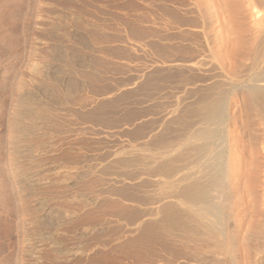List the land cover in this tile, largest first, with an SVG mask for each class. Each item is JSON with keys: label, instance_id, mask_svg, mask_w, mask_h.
Instances as JSON below:
<instances>
[{"label": "bare ground", "instance_id": "bare-ground-1", "mask_svg": "<svg viewBox=\"0 0 264 264\" xmlns=\"http://www.w3.org/2000/svg\"><path fill=\"white\" fill-rule=\"evenodd\" d=\"M155 1L157 2V0ZM166 1L168 3L171 1L172 4L173 1L176 3L178 0ZM194 1L196 6L194 5L192 7H196L198 10V21L203 18L204 20L202 19V21L204 23L207 21V25L205 24L207 27L202 24L201 26L200 22L198 26L194 25V23H197L194 13L196 10H192V7L186 8L187 5L184 3L186 5L184 6L182 0L180 2L178 1L179 6L183 7H180L182 12L186 15L192 10L195 18L192 17V13L190 12L191 18L186 17L187 15L183 16L184 14L182 12L179 13L178 2V7H175L160 0L158 2L159 4H157L158 9L156 8V13L158 10L161 11V16H157V18L159 17V20H161L162 17L167 16L166 22L167 24L169 23L168 27L174 24L177 25V27H171L170 30L172 28L174 30L176 28L179 29L171 32L169 30L166 34L160 32L163 35L160 37L164 40L162 41L164 43H159L160 37L156 38L158 39L157 42L156 40L152 41L154 43L150 45L151 39H149L150 42H147V40L144 41L145 44H143L142 47L144 48L147 44L151 46L153 50H155L153 51L151 49V52L153 51L154 54L157 52L158 58L156 54V58L154 54H151L154 57L148 55V57H151V59H148L146 58L147 55H145L147 51L142 53L144 56L140 55L143 59L137 74L130 77L127 76L125 79L127 82L124 80L127 86H130L129 83H133V86L136 84L134 88L130 87L131 89L133 88L132 90L123 89L124 92H121L115 99L112 97V100H110V98L109 100L105 99L100 102L97 107H94V111L91 110L88 112L85 110L86 113L83 111L84 114H82L78 110V112L83 115V118H88V121L91 119L90 122H97L104 127H113V129L114 127H118L117 129L120 133L122 131L120 127H127L125 131L123 129L121 134L124 132V134L127 135L128 132L130 140L133 139L131 141H139L137 144L134 143L136 145H131L128 152H126L127 149L124 151V148L122 156L121 152H118L120 156H117V158L114 156L115 158L113 160L104 165L100 172L101 176L100 173L99 175L97 174L100 176L99 181L95 177L92 181V183L97 182L98 184L100 182L99 186H102L101 183L105 184L104 187H100L102 191L97 189L99 190V194L103 193L101 197H103L104 194L107 195L103 200L98 198L100 200L99 203L97 202L98 206H100L99 204H102V206L105 204V207L110 203V208L114 216L117 217L116 225L113 226L112 229L110 228L111 233L109 234V239L106 238L107 240L102 244L103 248H106L102 253L106 251L112 254L113 259L115 258V262L117 259L116 263L118 264H264V0ZM147 2L149 5V1ZM184 2L186 1L184 0ZM121 3L122 0H108L109 25H107L112 31L111 35L113 37L117 34L119 35L117 32L121 31V28L119 30L117 29L118 23H121V26L123 25V30H128L127 32L130 34L125 33L127 36L134 32L144 34L140 28L141 32L139 29H137V32L134 29L138 28L136 24L137 20H139L137 19V15L141 14L145 17L146 13H140L139 11L141 8L136 7V12L139 13L137 14L135 12L136 18H132L130 14L134 17V12L132 11L133 15L128 11L129 14L127 15V12L122 11V9L120 10ZM144 3L146 8L148 5H146V2ZM151 3L150 6H148L149 10L152 8ZM136 5L142 7L144 4L142 5L139 2V4ZM122 7L123 5L121 8ZM117 8H119L120 13L121 11L125 13L117 14ZM137 8H140L138 9L139 11H137ZM147 8L148 14L149 11ZM153 11L155 12V9ZM151 13L150 16H148L150 19H153L154 13L152 11ZM156 13L154 15L155 17L160 14L159 12ZM139 15V18H143V16ZM148 16L146 15V17ZM146 17L144 18L145 20ZM244 17L247 18L246 22ZM166 18L164 20H166ZM235 18H237V21ZM155 19L156 18H154V20ZM138 22L140 23V20ZM135 24L136 28H134ZM140 24L142 25L143 23ZM183 26L192 27L194 31L191 32L192 29L190 28L191 30H189L187 27L184 29ZM200 26L204 28H202V32L205 40L201 35V37H199L198 33L197 36L195 34L196 27H199L197 28L198 32L199 30L201 31ZM160 28L163 30L167 29L163 26V23L157 31H159ZM108 35H110V33H108ZM127 36L126 39H123L124 41L127 40ZM132 36L133 35H131V37ZM136 36L138 37L137 34L135 37ZM200 38H203L202 40L205 41L203 52L204 49H207L205 52L208 61L204 60L206 56H203L204 59L199 57L200 55H205V52L203 54L201 51L203 44L199 43L200 41L198 42ZM83 40L86 41L84 38ZM123 40L120 42H123ZM73 41L75 42V40ZM131 41L133 42V40ZM60 47H56L58 51H60ZM132 48L134 49V47H128V50ZM146 48L148 50V46H146ZM61 49L63 48L61 47ZM198 49L202 53H199ZM109 50L108 48V51ZM142 50H145V48ZM207 51H209V54ZM130 52H132V50L129 51V53ZM44 54H46V52ZM129 55L130 54L127 56L128 58L131 56ZM74 56L75 55H73L72 58H74ZM78 56L79 55H77V57ZM141 58L139 61H141ZM68 60L70 61L71 59L69 58ZM128 64L129 62L127 66ZM73 66L75 65L73 64ZM80 67L84 68L82 65H80ZM127 68L126 70L128 71L131 67L129 66ZM38 69H42V67ZM58 69H60V67ZM85 70V73H82L84 76L86 74L88 76L92 75L93 72L90 73L89 71L86 73L87 70ZM68 72L66 71V73ZM66 73L64 75H67ZM75 82H77L75 78H68L61 83L64 84L63 87L67 96L78 92L81 88L83 89V87H80L79 84ZM170 83H172L171 85L174 84L175 88L177 87L178 91H175V95L179 93V91L181 93L180 96L178 94L177 101V96L173 95L171 91L172 86ZM166 84L167 86H171L168 90H170V93L174 96L175 99L172 100L176 101V104H172L174 106L171 110H168L169 106L166 107V110L169 112L164 113L166 110L163 107L166 105L163 106L164 104H160L157 98L163 92L162 90L165 89ZM80 85L82 84L80 83ZM100 89L102 91L103 88ZM134 93L138 98L135 103V105L137 104L139 106L138 108L136 107L137 105L135 106L136 108L131 107V105V108H128L126 106L128 101H125L126 103L124 102V104L127 107L124 108L125 110L123 109V111H121V109L117 115L114 111V115L111 108L113 115L112 113L109 114L110 112L108 110L110 106H115L116 104L120 106V100H123V98L127 99L126 97L128 95L132 96L131 94ZM25 94L20 95L18 93L20 99L16 105V111L14 112L15 119L10 123L8 121L9 125L6 139L9 144L7 148V158L10 163H12V171H10L14 178L19 179L17 182L19 191H24L25 189L32 191L28 193L29 191L27 190V193L24 192L23 199L20 197L23 203L26 199H30L27 198L29 196H32L33 199L34 194L32 195V193L35 192L38 185L51 183L50 180H48L49 178H47L49 174L65 173L66 176H63L65 178L64 181L72 188L80 179L84 178V175H91V172L95 170L94 167L97 165L91 166V164L86 161L84 155L81 159L82 168L80 170H78L77 166L72 165L71 162H69V164L64 160H56L59 156L56 159H46L47 156L49 157V152L53 149L52 147L56 146H53L55 142L53 144L51 139L50 141L47 140L49 141L48 144L44 143L41 139L38 140L40 135L35 137L38 139L34 141V135L46 130L47 132L43 134L49 136L50 131H48V129L52 128L54 125V117L50 116L49 118L48 114L45 116L44 114L46 112L43 114L41 112L43 110L40 111L39 107V110H37L34 105L35 103L32 104L29 103L30 101H26L27 94ZM46 99L48 100V98ZM65 100L67 101L66 98ZM150 101L153 102L150 103ZM54 102L52 101V103ZM46 108L48 109L47 105ZM121 108L123 107L121 106ZM162 108L165 110L163 111L164 115L161 116L162 114H158L160 118L157 121L155 118L157 114L156 111L158 109L163 110ZM105 110L108 111L109 115L106 114L107 112ZM121 112L124 113L120 114ZM72 114L75 113L73 112ZM76 118H78V115ZM70 121L72 120L70 119ZM94 123L92 125H94ZM103 126L101 128H103ZM2 135L5 136V134ZM73 138H76L75 135ZM74 139L72 140L73 143ZM97 139L99 142V139L102 138L99 136ZM80 140L81 139H79V141ZM1 146L2 145H0V147ZM82 149H84L83 145L81 150ZM92 151L94 152V150ZM65 152V154H70L69 151ZM116 153L114 152L113 154ZM51 154L52 152L50 155ZM77 154L79 155V153ZM74 156L72 154V159ZM78 157L80 156H77V158ZM111 157L113 156L111 155ZM68 158L71 160L70 155ZM38 159L42 161L38 162ZM79 167H81V165ZM96 170L99 171L98 168ZM94 173H96V171ZM89 181H87V185L91 184ZM63 190L66 191V189ZM92 192H94V190ZM20 194L22 195V193ZM87 196L86 194L82 195L81 193L73 192L67 201L69 203L81 201L83 206L86 207L94 203L96 204L93 198L90 199ZM32 205L33 208H29L31 212L26 210L23 211L24 217H29H27V223H30V225L38 222L41 223V225L47 226L53 223L52 220L54 218H57V220L59 219L58 221L54 220L55 224L58 225L61 223L60 219L62 220L64 217L70 218L67 223V229L76 226L77 219H72L76 215V212L64 209V211L53 210L45 196L34 198L31 206ZM108 207L106 208L108 209ZM108 210L110 211V209ZM98 211L100 212V210ZM38 212L40 213L39 216L37 215V218L34 219ZM99 215L101 214L99 213ZM33 229V227H30L31 232L34 231ZM78 229H80V227ZM91 230H93L91 227L84 226L82 231H75L72 235V239L75 238L78 241L75 242L76 244H74V246H69V248L65 247L61 249L60 243L51 240L49 243L56 248L55 252L59 254L55 258L58 259L60 256H63L64 260H69V257H74V255L77 254H83L87 257L88 254L85 252V249L82 251V248L86 246L82 239L85 235H88L86 231L91 233ZM104 232L106 233L105 230ZM36 234L41 240L51 238V233L47 231ZM83 245L85 246L83 247ZM31 254V257H34L33 251ZM37 258H39V256ZM107 260L110 261L109 258ZM36 262L37 261H35V263Z\"/></svg>", "mask_w": 264, "mask_h": 264}, {"label": "rangeland", "instance_id": "rangeland-1", "mask_svg": "<svg viewBox=\"0 0 264 264\" xmlns=\"http://www.w3.org/2000/svg\"><path fill=\"white\" fill-rule=\"evenodd\" d=\"M131 1L132 0H122V3H124V4L121 3V6L123 5V7L121 8V6H120V10L122 9V11L127 12V15L129 14L128 11L130 13H132V11H133L135 16L133 17L130 14V16L132 18H136V13L138 14L139 12L142 14L146 13L145 17H146V15L150 16V13L152 11L154 13L153 19H150L148 16V17H146V20H145L144 15L140 14L141 16H143V18L142 17L139 18L138 17L139 14H138L137 19H139L140 23H143V24L141 25L138 22L139 20H137L136 24L138 25L137 26L138 28H136V24H135L134 28H136V29H134V28L133 29L136 30V32H137L138 31L137 29L140 28L144 34H140V33L138 34V33L134 32L131 34L134 37L133 36L131 37V35L127 36V34L129 33V32H127L128 30L126 31L125 27H124L125 30H123V27H122L123 25L121 26L120 25L121 23H118L117 29L119 30L121 28L120 29L121 31L117 32V33H119L120 36L116 33L117 34V35H115L116 38L111 35L112 31L109 29V26H108L109 25L108 24L109 23L108 22L109 21L108 0H1L0 1V23H1V25H0V118H1L0 119V138H1L0 145H2L0 147V215H1V217H0V264H29V263L30 264H69V263L70 264H95V263L96 264H118V263H116L117 259L115 262V258L113 259L112 254H109L106 251H104V253H102L103 250H106V248H103L102 244H103V242H105L107 240L106 238L109 239V234L111 233L110 228L112 229L113 226L116 225L117 217L114 216V213L110 208L111 205H109L110 203H108V204L106 203L107 205L105 207H104L105 204H103V206H102V204H99L100 206H98V203L100 202L99 199L101 198V200H103V198H105L107 196L106 194H104L103 197H101L102 196L101 194H103V193L100 192L101 194H99V190H101L100 187L101 188L104 187L105 184L101 183L102 186L101 185L99 186L100 182H99V184L97 182H94L95 184L97 183L95 185L94 183H92V181H93L94 177L97 178V180L99 181V177L101 176L100 172L102 171V168L104 167L105 164H107L108 162L113 160L115 158L114 156H116V158H117V156H120L118 154V152L119 153L121 152V156H122L123 152L126 151V149H127L126 152H128L130 146L136 145L139 141L138 140H135L134 142L131 141L133 139L130 140V138L128 137L129 136L128 132H127V135L124 134V132H123V134H121L123 129L125 131V128H127V127H122V128L120 127V129L122 130V131L119 130V131H121V133H120V132H118V129H117L118 127L117 128L114 127V129H113V127H110V128L106 127V126L104 127L103 125H100L99 123L95 122L96 124H98V125H96L93 121L90 122L91 119H90V121H88V118H85V117L83 118L82 114H84L83 111L85 113H86V111H88V112L91 110L94 111V107L95 106L97 107L98 104L100 102L104 101L105 99L109 100L111 98L110 100H112V97H113V99H115L121 92H124L125 89L130 90L131 89L130 87L134 88V86L136 84L133 86L132 85L133 83H129L130 86L129 85L127 86V83L125 84V81H126L125 79L127 76L130 77L132 75L137 74V71L139 70V67L142 64L143 58H141V57L144 56V54H142V53H145L147 51L145 53V55H147L146 58H148V59H151V57H154L157 52L154 54L153 51H155V50H153V48L151 46H149L150 44L154 43L152 41L156 40V42H157L158 41V39H156L157 37L159 38L163 33L166 34L167 32H169L171 27H173V26L177 27V25H175V24L173 26L171 25V27H168L169 23L167 24V22H166L167 16L162 17V19L159 20V17L161 16V11H159V10L157 11V13L159 12L160 14L156 15V17L154 16L156 13L157 4H159L158 2L160 0H157V2L155 0L154 1L153 0H147V1H149V5H148V2L145 0H143V1L142 0L141 1L140 0H133L132 2ZM178 1L180 2L181 0H178ZM185 1L186 2H184V0H182L183 4L186 3L187 6L184 4V6H186V8H189V7L191 8L192 6L195 5L194 0H191L192 2L190 0H185ZM139 2L142 5L144 4L142 6L143 9L141 6L136 5V4H139ZM144 2H146L147 3L146 5H148V6H150V3L152 4V6H151L152 8L150 7L151 10H149L148 6H147L148 8L146 7L149 11L148 14H147V10L145 8ZM162 2H167V1L162 0ZM169 2L170 3L167 2V4L175 6V7L179 6V2H178V6H177V2L175 3L173 1L174 5H173V2H172V4H171V1H169ZM181 3H180V5H181ZM153 4H154V6H153ZM130 5H131V7H130ZM128 7H129V10H128ZM136 7H140L143 11L140 8H137V11H139L138 9H140V11L136 12ZM180 7L181 6H179V9H178L179 13L182 12ZM4 8L5 9L7 8V9L5 10ZM144 8L146 11L144 10ZM181 8H183V7H181ZM154 9H155V12L153 11ZM191 9L197 11V13H196V11L195 12L193 11L195 13L196 20H197L196 21L194 19L197 22V23H194V25L198 26L199 22H200V25L201 24L203 26H205V24L207 25V23H206L207 21H205V23H204L202 21L203 18L201 16L200 17L202 19H200V21H198V17H197L198 10L196 9V7H192ZM120 10H119V8H117V10H116L117 14L120 13L119 12ZM192 10L189 12L192 13ZM122 11L120 14L125 13ZM189 12L186 14L187 16L183 12L182 13L184 15L183 14L182 15L186 16V17H190V18L192 15V17L195 18L194 13H192L190 15ZM188 15H190V16H188ZM151 16H152V13H151ZM157 16H159V17L157 18ZM154 18H156L157 20L156 19L154 20ZM165 18H166V20H164ZM143 19L145 22L143 21ZM244 19L246 22L247 18L244 17ZM148 20H149V22H148ZM158 20H159V22H158ZM235 20L237 21V18H235ZM154 21H157V22H154ZM160 21H161V23H160ZM238 21H239V19H238ZM162 23H163V26H165V28H167L166 30L164 29L165 32L162 29L163 27L160 28L159 31H157L159 29V27L162 26ZM119 26H121V27H119ZM145 26H146V28H145ZM201 26H200L201 31L199 30V32L197 29L199 27L195 28V34L197 36V33H198L199 37H201V36L204 37L203 32H202L204 28ZM152 27H154V28H152ZM183 27L185 29L187 26L186 27L183 26ZM205 27H207V26H205ZM151 28H152V30H151ZM155 28H156V31H155ZM190 28L187 27V29L191 30V32L194 31V29L192 27H190ZM178 29L179 28H176L174 30L172 28L170 30V32L176 31ZM141 30H140V32H141ZM108 33H110V35H108ZM125 33H127V34H125ZM123 34L125 35V37ZM134 34L135 35L137 34L138 37L137 36L135 37ZM139 35H140V37H139ZM109 36H110V38H109ZM126 36H127V40L124 41L123 39H126ZM83 38L86 41H84ZM128 38L133 40V42ZM149 39H151L150 40L151 42L149 41ZM202 39L201 38H200V40L198 39V42L200 41L199 43L203 44L202 50H201V46H200V50L203 52V47H205V41H204L205 37H204V40H202ZM73 40H75L76 43ZM122 40H123V42H120ZM146 40H147V42H150L149 45L146 43L147 44L146 46H148V50H147L146 46L144 47L145 50H142V49H144L142 47V45L145 44L144 41H146ZM160 40H161V42H160ZM127 41H128V43H127ZM162 41H164V40H162L160 37L159 43H164ZM129 42H131V43H129ZM60 43H61V45H60ZM45 46H46V48H45ZM60 46L63 49H61ZM74 46H75V48H74ZM136 46H138V47H136ZM56 47H60V49H59L60 51H58ZM128 47L129 48L134 47V49L132 48V49L128 50ZM108 48L112 51H110V50L108 51ZM116 48H119V49H116ZM137 49H139V50H137ZM151 49L153 50L152 52H151ZM54 50H55V53H54ZM131 50H132V52L133 51L134 52L129 53V51H131ZM149 50H150V52H149ZM205 50H207V49H204V52H205ZM41 51H42V53H41ZM115 51H117V52H115ZM122 51H124V52H122ZM45 52H46V54H44ZM76 52H77V54H76ZM198 52L202 53L199 51V49H198ZM198 52H196V53H198ZM204 52H203V54H204ZM66 53H67V55H66ZM134 53H135V55H134ZM207 53L209 54V51H207ZM62 54H63V56H62ZM128 54H130L132 56L131 57L129 55L130 58L133 59V61H132V59L127 57ZM151 54H154V56H152ZM35 55H37V56H35ZM73 55H75L74 58H72ZM77 55H79V56L77 57ZM140 55H142V56L140 57ZM148 55H150L151 57L150 56L148 57ZM68 56H70V57H68ZM156 56H157V54H156ZM156 56H155V58H156ZM203 56H206V52H205V55H200L199 57L204 59ZM64 57H65V59H64ZM136 57L138 58V60ZM69 58L71 59L70 61L68 60ZM87 58H89L90 60ZM140 58H141V61H139ZM157 58H158V56H157ZM206 58H207V56L205 57L204 60L208 61V58L207 59ZM60 59L61 60L64 59V60L61 61ZM91 59H92V61H91ZM51 60H52V62H51ZM84 62H86V63H84ZM91 62H92V64H91ZM128 62H129V64L127 66ZM70 63H71V65H70ZM135 63H136V65H135ZM35 64H37V65H35ZM73 64L75 66H73ZM77 65H79V66H77ZM80 65L84 66V68L80 67ZM90 65L92 66V70H91ZM85 66H86V68H85ZM123 66H124V68H123ZM129 66L131 67V68H129V70H131V71L126 70V69H128L127 67H129ZM41 67H42V69H38ZM59 67H60V69H58ZM83 69L87 70V71L85 70L86 73L89 71H90V73L93 72L92 75H94L95 77L92 75L88 76L87 74L84 76L82 74V73H85ZM135 70H136V72H135ZM66 71L67 72L69 71V72L66 73ZM126 72H128V73H126ZM65 73L67 75H64ZM96 73H98V74H96ZM129 74H131V75H129ZM60 75H61V77H60ZM86 76H88V77L85 78ZM73 77L75 78V81H77L75 83L79 84V86L83 87V89L81 88L78 92L67 96V93L65 92L64 87H63L64 84H61V83L65 80H67L68 78L74 79ZM80 83L83 86L80 85ZM171 84L172 83H170V85ZM170 85L167 86V84H166L165 86L167 88L164 86L166 90L165 89L162 90L163 91L162 93L160 91V93H161V95H159L160 98L159 97L157 98V100H158V102H160V104H164L163 106L166 105L165 107H163L165 110H166V107H168V106L170 107V105H171V107H170V109L168 107V110H171V108H173V106H174L172 104H174L178 99V94H179V96L181 94L179 91V93H177L175 95L174 93L177 90V87L175 88L174 84L171 85L172 86L171 91H172L173 95L177 96L176 101H173L175 98L172 95V93H170V90H168L171 88ZM100 88H103L102 91ZM100 91L102 94L100 93ZM18 93L20 95L21 94L24 95L26 93L27 94L26 101H28V102L30 101L29 103H32V104L35 103L34 105L36 106L37 110H39V109H40V111L43 110V111H41L43 114L46 112L44 114L45 116L48 114L49 118H50V116L54 117V120H53L54 125L52 126V128L48 129V131H50L49 136L47 134H45V135L43 134L44 132H47L46 130L45 131L43 130L44 132H42V133H38V134L34 135V141L36 139H38L35 137L40 135L38 140L41 139V141L44 143L48 144L51 139L53 141V144L55 142V144L53 146H55V145L56 146L52 147L54 150L51 149V151L49 152V157L47 156L46 159H56L59 156L56 160H59V159L64 160L66 163L71 162L72 165L77 166L78 170H80L82 168L81 159L83 158V155H84V157L86 158V161H88L91 164V166H95L97 164L96 167L99 169V171H98V170H96L97 168L94 167L95 170H93V172H91V175L87 176V174H86L87 178L84 175L83 176L84 178L80 179L76 183V185L73 186L74 188L72 187L73 189L69 186V184H67L64 181V179H65L64 177L66 176L65 173L54 174V175L49 174L47 176V178H49L48 180H50L51 183H48V184L44 183L45 185L44 184L38 185L39 187L37 186L35 192L32 193V195L34 194L33 199L40 197V196L47 197L49 205L51 208H53V210H60V211L61 210L62 211L67 210V211L76 212L75 213L76 215L72 218V219H74V218L77 219L76 226L73 228L72 227L68 228L69 230L67 229V227H68L67 223L70 220V218H64L63 217L62 220L60 219L61 223L58 225H56L54 222V220H57V218H54L52 220L53 223L49 222L53 225L48 224L49 226L48 225L44 226L38 222H36L33 225L32 224L30 225V223L28 224L27 223L28 222V220H27L28 216L24 217V215H23L24 210L31 212L30 209H31V207L33 208V205L31 206L33 199H32V196H29L27 198H30V199H26L24 201V203H23V200H21V199H23L22 197L24 195V192L27 193L29 191L28 193H31L32 191L29 189H27L28 191L26 189L24 191H22V190L19 191V186L17 183L19 179L14 178V176L12 175V173H11L12 163H10V161L7 158L8 157L7 156V148H8L9 144H8V140H6L7 139V133H8V125L10 122L13 121V119H15V115H14L15 113L14 112L16 111V108H17L16 105L18 104L19 99H20L19 98L20 95H18ZM131 95L132 96L128 95L129 97L127 96L126 97L127 99L123 98V100H120L119 101V104L121 102L120 106H118L117 104L115 106H110L109 110L107 109L110 112L109 114H111L113 111L114 115H115V112L117 115V113L121 109H122L121 111H123V109L126 106L128 108H131V107H133V108L137 107L138 108L139 106L137 104H136L137 106L135 105L136 99H138L137 95L135 93L131 94ZM171 96H173V97H171ZM27 97H28V99H27ZM45 97L48 98V100ZM64 97L67 99V101L65 100ZM49 98H50V100H49ZM162 99H163V101H162ZM51 100L53 102L55 101L54 103H56V104L52 103ZM125 101L126 102L128 101V103H126ZM165 101H166V103H165ZM124 102L127 104L126 106H125ZM152 102L153 101H150V103H152ZM58 103H59V105H58ZM60 104H61V106H60ZM46 105H47L48 109L46 108ZM130 105H131V107H130ZM83 106H85V107H83ZM121 106L123 108H121ZM38 107H39V109H38ZM51 107H53V108H51ZM161 107H162V105H161ZM106 108H108V107H106ZM111 108H112V111H111ZM7 109H8V111H7ZM164 109L163 110L158 109L156 111L157 114H156V116L155 115L154 116H155L157 121L160 118L159 117L160 115H158V114H162L161 116L164 115L163 114V111H165ZM78 110L82 114H80L78 112ZM95 110H96V108H95ZM107 110H105L107 112V113L105 112L106 114H108ZM116 110H118V111H116ZM159 110H160V113H159ZM48 111L50 112V115H49ZM73 112L75 114H72ZM167 112H169V111L166 110V112H164V113H167ZM113 113H112V115H113ZM122 113H124V112H121L120 114H122ZM77 115H78V118H76ZM65 117L67 120L65 119ZM70 119L72 121H70ZM80 119H81L82 123L80 122ZM8 121H9V123H8ZM85 121H86V123H85ZM57 122L59 123V125ZM55 123H56V125H55ZM93 123H94V125H92ZM102 126H103V128H101ZM97 127H98V129H97ZM73 128L76 130H74ZM99 128L101 131L99 130ZM92 129H93V131H92ZM54 131H56V132H54ZM75 131H76V133H75ZM84 131H85V133H84ZM90 132L93 134H91ZM101 132H102V134H101ZM71 133H73V134H71ZM105 133H106V136H105ZM2 134H5V136ZM74 135L76 137L75 139L73 138ZM44 136H46L47 138ZM99 136L102 139H99L100 141L98 142L97 138H99ZM43 137H44V140H43ZM85 137H86V139H85ZM89 137H90V140H89ZM3 139H4V141H3ZM73 139H74V143L72 141ZM79 139H81V140L79 141ZM96 139H97V142H96ZM47 140H49V141H47ZM86 140H88V141H86ZM90 142H91V144H90ZM71 143H72V145H71ZM134 143H136V144H134ZM87 144H89V145H87ZM82 145L84 148L82 150H84L86 153L81 150ZM87 146H89V147H87ZM74 148H76V149H74ZM89 148H91V149H89ZM123 149H124V151H123ZM92 150H94V152ZM65 151H67V152L69 151L70 154H65L66 153ZM51 152H52V154H51L52 157L50 155ZM74 152L76 155L74 154ZM89 152H91V153H89ZM114 152L115 153L117 152V153L113 154ZM71 153L73 154V156L75 155L73 157V159L71 157L72 156ZM77 153H79V155ZM2 154H4V155H2ZM69 155H70L71 160L68 158ZM111 155L113 157H111ZM77 156H80V157L77 158ZM109 156H110V158H109ZM41 159H38V162L42 161ZM99 159H100V161H99ZM80 165H81V167H79ZM95 171H96V173H94ZM97 171H98V173H97ZM93 173H94V175H93ZM99 173H100V176H98ZM38 175H40V174H38ZM14 179H15V181H14ZM83 181H85V182H83ZM87 181L91 182V184L87 185L88 184ZM101 182H103V181H101ZM97 186H99V187H97ZM63 189H66V191ZM67 189H68V191H67ZM88 189H89V191H88ZM97 189H99V190H97ZM93 190H94V192H92ZM73 192H78L79 194L81 193L82 195L86 194V196L88 195L87 197H89L90 199L93 198L97 205L94 203L93 205L86 207V206H83V203L81 201H78L77 203L76 202H72V203L70 202L69 203L67 201V199L72 195ZM20 193H22V195ZM98 196H100V197H98ZM20 197H21V199H20ZM95 197H96V199H95ZM28 201H29V203H28ZM30 202H31V204H30ZM20 204L21 205L23 204V205L21 206ZM108 205H109V207H108ZM100 207L102 210L100 209ZM106 207H108V209H110V211ZM1 208H3V209H1ZM25 208H27V209H25ZM77 208H78V210H77ZM98 210H100V212ZM99 213L101 215H99ZM39 214L40 213L38 212L36 214V217L33 216L34 219L37 218V215L39 216ZM105 217H106V220H105ZM84 222H85V224H84ZM104 224H105V226H104ZM28 225H30V226H28ZM87 225H90V226H87ZM108 225H109V227H108ZM84 226L91 227L93 229V230H91V233L89 231L88 232L86 231V234L88 233V235H85L82 239L83 243L86 245V246L83 245V247L84 246L85 247L82 248V251H84L83 249H85V252H87V254H88L87 255L88 258L86 257V255L77 254V255H74V257L73 256L69 257V260H64L63 256H60L58 259H56L55 257L58 256L59 254H57L55 252L56 248L54 246H52L49 242H51V240L57 241L58 243L61 244V249L65 248V247L69 248V246L70 247L74 246V244H76L75 242H77L78 240H76L75 238L72 239V235L74 234L75 231L76 232L82 231V229H84ZM103 226H104V229H103ZM30 227L34 228L33 232H31ZM79 227H80V229H78ZM104 230L106 231V233L104 232ZM45 231L51 233V238L46 239V240H41L40 238H38V236H36L37 235L36 233H42ZM87 244H89V245H87ZM90 245H91V247H90ZM87 246H88V248H87ZM99 247H100V251H99ZM32 251H33L34 257H31ZM98 253H99V255H98ZM101 253H102V255H101ZM104 254H105V256H104ZM35 255L37 257L39 256V258H37ZM109 255H110V257H109ZM108 258L110 261L107 260ZM37 259H39V260H37ZM35 261H37V262L35 263Z\"/></svg>", "mask_w": 264, "mask_h": 264}, {"label": "crops", "instance_id": "crops-1", "mask_svg": "<svg viewBox=\"0 0 264 264\" xmlns=\"http://www.w3.org/2000/svg\"><path fill=\"white\" fill-rule=\"evenodd\" d=\"M1 1V0H0ZM0 25H1V23H0Z\"/></svg>", "mask_w": 264, "mask_h": 264}]
</instances>
